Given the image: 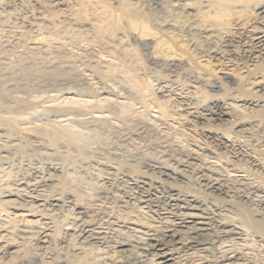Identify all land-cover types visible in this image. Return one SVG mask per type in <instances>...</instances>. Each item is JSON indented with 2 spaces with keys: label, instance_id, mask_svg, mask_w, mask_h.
<instances>
[{
  "label": "bare ground",
  "instance_id": "1",
  "mask_svg": "<svg viewBox=\"0 0 264 264\" xmlns=\"http://www.w3.org/2000/svg\"><path fill=\"white\" fill-rule=\"evenodd\" d=\"M96 2L101 5L93 14L98 21L96 35L101 39L121 29L136 46L137 64L145 67L167 61L176 81H168L171 86L167 83L160 92H173L171 87L183 78L179 85L186 88L182 94L187 93L180 96L179 105L196 110L197 118L207 117L203 119L210 130L223 128L227 119L236 129L249 122L239 106L227 112V102L214 99L213 93L224 87L210 73L213 61L239 72L246 83L248 93H233L229 99L254 108L259 106L255 103L264 102V0ZM85 9L81 5L78 15L86 13ZM6 25L0 17V59L8 55ZM245 26L249 29L244 36L241 28ZM52 36L55 41L61 34L57 31ZM155 36L158 41L150 38ZM50 38H26L22 46L35 57L53 46ZM86 39L80 44L92 46ZM95 40L94 56L107 64L104 69L87 67L105 85L99 93L91 91L95 95L78 87L41 102L37 97L12 95L17 90L12 86L16 77L33 78L41 68L0 76V264H264V245L258 254L253 249L257 242L264 244L260 210L247 212L230 202H218L205 190L181 189L170 175L157 176L92 145L91 138L94 141L98 135L113 137L119 124L132 127L131 122L136 125L150 110H157L160 117L167 110L148 91L151 85L147 87L138 77L132 58ZM186 55L189 68L178 69ZM203 58L206 65L200 61ZM122 74L130 77L128 86L123 83L126 79L120 82ZM120 83L127 89L125 97L117 94ZM200 99L207 104L201 105ZM48 102L51 105L45 106ZM223 136L234 148L250 146L238 131ZM256 143L252 151L264 165V139ZM190 153L184 155L193 162L195 152ZM214 159L223 161L222 157ZM263 180L244 183L248 186L244 190L264 204V196L258 195L264 193ZM224 211L230 216L222 215Z\"/></svg>",
  "mask_w": 264,
  "mask_h": 264
},
{
  "label": "rangeland",
  "instance_id": "2",
  "mask_svg": "<svg viewBox=\"0 0 264 264\" xmlns=\"http://www.w3.org/2000/svg\"><path fill=\"white\" fill-rule=\"evenodd\" d=\"M96 1L97 0H0V17L4 21H7L6 32H9L8 34L10 36V44L7 43L6 45V51L8 55L0 59V76L8 77L10 76L9 74H15V72L19 73L22 70L24 71L26 69L27 71H39V69L41 68L39 71L40 73L38 72V74L32 76L33 78H31V76H28L29 78L27 76V78H23V76L19 78L16 77V79L12 82L14 83L12 86H14V88L17 90H15L16 93H14L13 91L12 95H26V98L28 97L31 99H35L37 97V101L46 102L48 101V98L50 96L57 95L60 92L66 93L68 92V90L70 92H73L78 87H81L80 89H84L86 87L87 89H85H89L90 91H88V93L91 94L93 92L99 93L105 85L102 84V80L98 79L97 75L95 76L94 73H91V70L89 71V66L92 65L94 67L104 69L107 64L101 63L99 59L94 56L96 54V46H94L95 43L93 40H95L96 38L97 39L95 41L99 42L100 40V42L106 44V46L115 48L119 51V53H123L124 55H126L127 58H132L130 62L135 61L136 63V46L132 42L131 36L127 35L125 32H123V30L120 29L115 35H111L112 37L107 34L101 36V39H104L103 41L99 38V36L96 35V27L98 26V21L96 20V16H94V12L96 11V9H99L101 7V5H99ZM81 5L85 6L86 8V13H83V15L81 14L82 16L78 15L79 12H77L79 11ZM40 28L42 29V31ZM241 29L244 36L248 34L247 29H249V26H245ZM57 31L61 34V36L57 38L59 40L55 39L54 41L55 37L52 35L54 32L57 33ZM50 32L52 35L49 34ZM71 34L73 37L71 36ZM36 36L39 38L45 36V38L47 37V39L52 37L49 40L53 39V46H51V50L49 49L48 52H44V49H42L43 51L41 50L42 52H39V54H37L38 56L36 55L34 57L31 56V53L29 54V51L26 50L24 46H22L24 45V42L22 41H24L26 38L29 40L32 39V37L37 38ZM155 37L150 38L154 41H158L159 36ZM76 38H81L80 41L87 38L86 40L93 42V44H91L92 46H89L90 44H88L85 47V45L80 44L79 39ZM30 46L32 47V44L29 45V47ZM38 46L42 48L43 45L39 43ZM66 47L70 48L67 49ZM182 51H184V48ZM129 53L131 54V57L128 56L130 55ZM70 54L72 55L70 56ZM185 57L189 58L187 55L184 56V61L178 64L180 65L178 66V69H182L185 67L186 69L189 68V65H187V62L189 61H186L188 59H185ZM81 61L84 62L85 65ZM200 61H202L203 65H206V59L203 58ZM167 64L168 62L165 60H158L156 64H150V66H146L143 64L145 67L137 63L135 64V68L137 69V71H139L137 74L139 75L138 77L142 79L147 87L149 86V84L151 85L149 86V88H147L148 91H150L151 95L153 93L152 96L155 95V99H158V101L162 105H164L165 109H167V116L165 115L164 117H160V114L156 112L157 110H150L149 112H146V115L150 113L148 116H144L143 118H141V120L136 121L137 126L135 125V121L131 122L132 124L130 125L133 126L128 128L126 125H124L123 127L121 126V124H119V126L121 127L120 129V127L116 125L117 127L115 128V135H112L113 137H108L107 135H98V138L94 137V141L92 140L93 138H91L92 145L101 148L108 154L118 156L122 160L136 163L144 171H152L153 174L157 176H159V174L161 175V173L170 175L171 178L175 180V184L178 185V187L181 186V189L183 188L186 190L198 191L205 190L207 194L211 193L210 195L213 198H217L218 202H230V204L238 208L240 207L239 209L246 210L247 212L260 210L259 212H262L264 214V204L259 203V198L257 199V196L253 195L251 191L248 194V192L244 190V186H246L247 183L256 184V182L259 180H256L258 177L260 179L262 178L260 181L264 179L263 162L259 161L257 156L252 151L253 146L257 144L256 142L258 140L264 139V102L255 103V105L259 106H256L254 108V105L251 107H249V105L244 106V103L241 101H233L229 99V96H232L230 94L233 93H248L249 91L245 90L246 83L241 79L239 72H231L222 66H218V64L213 61L210 65V68H212L210 70L212 71H208L213 75V79L217 80L224 87V91L213 93L214 99H220L224 102H227L225 106L227 107V112L230 111L231 106H239V110L241 111L240 114L243 117L247 118L249 122H247V124H244V126H242L241 128L236 129L235 127L231 128V119H227V122H224L223 128L220 127L219 130L213 128L212 130H210V128L208 127V123L203 119L207 117H203L200 114L199 117L202 116V119L197 118L198 115L195 113L196 110L185 109L186 107H182L181 105H179L182 97L181 95H183L182 91L186 89H182L183 87L179 85V81L183 82V78H177L178 85L175 86H177L178 88L175 86L171 87L173 92H169L166 94H162L160 92L162 86L167 85V83L168 86H171V81H176V77H171L173 76V74L175 75V73H173L174 71L171 70L174 68L170 69V66H168ZM87 67H89V69ZM176 71L179 72L178 70ZM169 72H171V75L169 74ZM40 74L43 75L41 76ZM124 76L125 74H122L119 75L118 78L120 77V82L126 79L123 83L126 84L127 82L128 86V80L130 77L128 76L127 78L126 76ZM168 81L170 82V84ZM119 87L123 89L125 88L122 87L121 83L117 85L116 89L119 92H117V94H119V96L121 97L127 96L126 94H124L127 92V89H124V91L126 90L124 92L123 89L121 91ZM190 90L193 91V89ZM97 93L93 94L95 95ZM199 95L200 94H198V96ZM199 101H202L201 105L203 106L207 104V102L201 99ZM49 105H51L50 102L45 104V106ZM140 107L141 106L139 105L137 106V108ZM199 112L201 111H198V113ZM234 113L239 114V111L234 110ZM142 120L144 122H142ZM148 120H151L149 121L150 123L148 122ZM228 127L231 129L229 130ZM231 130H235V132L238 131L239 135H243L244 137H246V140L250 142V146H242V149H240V146L234 148V145L231 144V141H227V139L223 136L225 135V132ZM196 150H198V152H196ZM188 152H195V161L191 162L186 160V156L184 154L187 155ZM217 157H222L223 161L217 162V159H214ZM183 158H185V161L183 160ZM186 162L188 163L186 164ZM195 165L197 168L195 167ZM211 166L212 169L210 170ZM224 169L230 171L229 179L227 175L228 171L226 170L227 172H225ZM244 169H247L245 170L246 172H248L247 174L244 173ZM212 170H215L216 172L214 171L213 173ZM248 174L250 176H247ZM225 178H227L228 180ZM241 180H245L242 185ZM260 181H258L259 183L257 182V184H260ZM246 188H248V186H246ZM260 194L261 196H264V193H259L258 195ZM247 195L249 196L247 197ZM222 215L230 216V213L224 211ZM262 245H264L263 242H257L256 246L254 244L255 247H253V249L258 250V252L257 250L255 251L257 252V254L259 253V250L263 248Z\"/></svg>",
  "mask_w": 264,
  "mask_h": 264
}]
</instances>
